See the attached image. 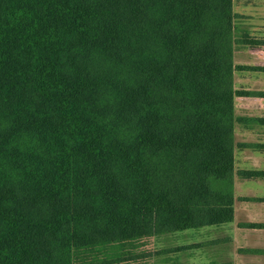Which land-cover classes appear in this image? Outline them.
Segmentation results:
<instances>
[{
    "label": "trees",
    "instance_id": "1",
    "mask_svg": "<svg viewBox=\"0 0 264 264\" xmlns=\"http://www.w3.org/2000/svg\"><path fill=\"white\" fill-rule=\"evenodd\" d=\"M232 0H0V264H122L233 218Z\"/></svg>",
    "mask_w": 264,
    "mask_h": 264
},
{
    "label": "crops",
    "instance_id": "2",
    "mask_svg": "<svg viewBox=\"0 0 264 264\" xmlns=\"http://www.w3.org/2000/svg\"><path fill=\"white\" fill-rule=\"evenodd\" d=\"M232 12L233 218L197 230L223 244L210 264H264V0H232Z\"/></svg>",
    "mask_w": 264,
    "mask_h": 264
},
{
    "label": "rangeland",
    "instance_id": "3",
    "mask_svg": "<svg viewBox=\"0 0 264 264\" xmlns=\"http://www.w3.org/2000/svg\"><path fill=\"white\" fill-rule=\"evenodd\" d=\"M208 235L213 234L207 230L190 229L148 238L136 249L138 257L122 264H210L212 259L222 261L223 244L207 243ZM193 245L198 248H192Z\"/></svg>",
    "mask_w": 264,
    "mask_h": 264
}]
</instances>
